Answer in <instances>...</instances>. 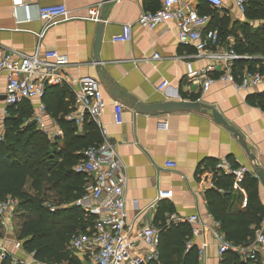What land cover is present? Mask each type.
Returning a JSON list of instances; mask_svg holds the SVG:
<instances>
[{
	"label": "crops",
	"instance_id": "obj_1",
	"mask_svg": "<svg viewBox=\"0 0 264 264\" xmlns=\"http://www.w3.org/2000/svg\"><path fill=\"white\" fill-rule=\"evenodd\" d=\"M186 1L191 2L200 14L211 17L209 28L221 32L224 48L236 49L261 26L259 21H251L249 26L252 30L246 34L242 29L247 22L246 16L233 0H223L221 9L206 0ZM53 5L67 6L70 15L44 29L39 9ZM26 6L30 8V22L26 21ZM160 7L161 0H0V46L31 55L42 34L41 58H44L45 51H58L69 59L64 71L68 77H93L99 81L106 102L101 124L107 130L109 141L116 146L129 181L125 194L129 224L160 228L173 215L182 218L198 216L207 225L194 238L198 256L203 254L199 264H223L226 257L229 261L224 264H264L262 255L257 262L244 261L235 251L220 257L213 236L219 222L214 219L207 202L206 193L210 189L205 184V172L225 160L248 168L249 175L258 179L256 167L240 142L217 123L210 112L151 116L132 109L136 102L202 101L221 113L244 136L256 157L257 166L264 171V83L239 91L231 84L217 81L203 92L201 83L190 73L203 72L211 63L195 58L197 51L194 46L179 42L176 24L170 22L151 30L138 25L142 12L157 11ZM91 9L98 11V21L91 19ZM100 23L105 27L97 62L94 55ZM124 25L133 26L132 41L114 43L113 37L122 32ZM155 54H159L160 59L155 60ZM245 56L253 57L250 62L261 61L260 58L264 57L261 54ZM218 76L214 74V77ZM201 78L203 81L205 75ZM164 81L169 85L160 92L157 87ZM5 86L6 75L3 73L0 74L2 120L7 116L8 108L4 98ZM41 102L44 104L43 100L33 101L34 109ZM115 103L126 107L122 125L116 123ZM45 118L49 123L58 122L48 112ZM91 123L78 128V134L86 135V127ZM164 123L167 128L162 126ZM95 127V137L101 142L102 134ZM63 139L64 134L62 139L49 140L59 142L62 148ZM170 161L177 164L175 169L165 167ZM243 181H235L231 189L233 213L247 209L249 195L242 187ZM159 195L162 200L156 203ZM259 197L264 205V186L260 181ZM19 219H1L3 236L0 237V247L23 256V252L16 249V245H22L19 239L21 217ZM80 264L86 263L80 261Z\"/></svg>",
	"mask_w": 264,
	"mask_h": 264
},
{
	"label": "built area",
	"instance_id": "obj_2",
	"mask_svg": "<svg viewBox=\"0 0 264 264\" xmlns=\"http://www.w3.org/2000/svg\"><path fill=\"white\" fill-rule=\"evenodd\" d=\"M214 7L221 9L223 0H206ZM242 14L246 13V0H233ZM70 11L65 5H53L39 9L40 20L44 29L69 17ZM89 15L92 20H99L98 11L91 9ZM32 19L30 8L26 6V21ZM174 22L178 28V39L182 45H192L196 48L195 58L206 59L211 65L203 72H191L190 76L202 85L203 92H207L217 82L231 84L237 90H247L264 83V73L260 70H246L242 75L235 74L238 61L253 60V57L240 55L232 47H222V39L218 30L210 29L211 17L200 14L192 3L186 0H161V7L157 11H144L138 18V25L144 29H154L159 25ZM133 38V26L124 25L122 32L113 37L114 43H129ZM41 39L33 54L28 55L14 49L0 46V74L6 75L5 96L8 106H18L25 101H42L46 88L49 86H67L74 95V110L66 116L68 122L77 128L87 122H93L102 134L99 144L88 147L83 153L82 160L75 166L77 174L84 175L88 181L85 195L74 205L82 209L86 215H94L93 225L87 233L74 237L68 247L73 256L86 264H150L159 259V244L162 228L154 226L136 227L128 223L127 201L125 198L128 177L125 165L119 157L116 146L108 139L107 130L101 124V117L106 107L101 85L93 77L72 79L65 74L69 65L67 56L58 51H45L41 58ZM160 59L159 54L153 57ZM264 66V57L260 58ZM218 77H214V74ZM202 75L205 79L202 81ZM169 85L164 81L157 90L163 92ZM125 105L115 103L114 112L116 123H124L123 113ZM47 109L42 102L33 110L31 120L37 125L48 139L56 141L63 138V131L56 121L48 122L45 118ZM167 128V124H162ZM168 169H175L177 164L170 161L165 164ZM250 170L243 166H234L229 161H220L214 169L205 172L207 188H215V179L221 175L232 176L236 183L243 181ZM162 197L159 195L157 202ZM18 201L7 198L0 201L1 219H15L17 217ZM54 211V210H53ZM171 224H188L193 227V239L187 243V250L194 245L195 236L207 228L198 217L182 218L173 215L165 226ZM213 231L216 239L218 254L225 257L230 252H237L244 261L257 262L264 256V219L255 231L254 240L245 246L237 245L227 239L220 230ZM140 245H143L141 248ZM16 249L23 252V258H16L6 247H0V260H9L10 264H36L32 254L26 253L21 244ZM200 253L199 260H202ZM25 257V258H24ZM26 258H30L28 261Z\"/></svg>",
	"mask_w": 264,
	"mask_h": 264
},
{
	"label": "trees",
	"instance_id": "obj_3",
	"mask_svg": "<svg viewBox=\"0 0 264 264\" xmlns=\"http://www.w3.org/2000/svg\"><path fill=\"white\" fill-rule=\"evenodd\" d=\"M246 1L247 22L243 24V31L247 34L252 30L249 26L251 21H259L261 26L252 31L245 43L234 49L240 55H264V0ZM260 63L256 60L239 61L235 74L240 76L245 69L264 73V66ZM43 102L48 114L61 126L64 146L61 148L59 142L52 143L38 130L31 120L32 102L8 106L7 116L3 120L0 118V201L9 197L18 201L17 212L21 217L19 239L23 250L32 254L37 262L80 264L68 247L74 237L87 233L95 216L86 215L75 205L64 209L49 207L45 195L46 191H54L67 204L82 198L88 181L74 168L82 160V153L99 144L100 140L95 137L97 129L93 123L87 125L86 135L81 136L78 128L66 120L74 110V95L68 87H47ZM234 183L232 176L221 175L215 179V188L208 190L206 197L211 213L227 239L245 246L254 240L255 231L264 219V205L259 197L258 179L247 175L242 184L249 195L247 209L233 213L230 204ZM1 227L0 217V237L3 236ZM160 228L159 259L150 264H199L198 247L194 245L187 250V243L194 237L190 225L171 224ZM225 260L224 263L229 261L228 257ZM0 264H10V261L0 260Z\"/></svg>",
	"mask_w": 264,
	"mask_h": 264
},
{
	"label": "water",
	"instance_id": "obj_4",
	"mask_svg": "<svg viewBox=\"0 0 264 264\" xmlns=\"http://www.w3.org/2000/svg\"><path fill=\"white\" fill-rule=\"evenodd\" d=\"M105 25L100 23L98 24L97 30V39L95 43V55L94 59L99 62V51L102 43V33ZM128 97H130L128 95ZM6 98V97H4ZM132 109L141 114H147L151 116H158L162 114H172V113H183V112H196V113H211L214 120L223 125L233 136L240 142L241 146L247 153L250 161L255 165L257 173L256 177L264 186V171L260 170L257 166L256 157L251 152L247 141L244 136L235 129L232 125H230L227 120L223 117L221 113H219L213 107L203 103L202 101H171L165 103H156V104H146L143 102H136Z\"/></svg>",
	"mask_w": 264,
	"mask_h": 264
},
{
	"label": "rangeland",
	"instance_id": "obj_5",
	"mask_svg": "<svg viewBox=\"0 0 264 264\" xmlns=\"http://www.w3.org/2000/svg\"><path fill=\"white\" fill-rule=\"evenodd\" d=\"M62 198L58 197L57 193L54 191H46V195H45V200L47 202V206H54L55 209H64L66 207H69L71 205H74V202L72 204H67L63 201H61ZM18 220H20V214H18L17 212V217ZM19 251V250H18ZM11 252V251H10ZM12 253V252H11ZM14 257L20 259L23 258V256L20 253H12ZM36 264H41L39 262H37Z\"/></svg>",
	"mask_w": 264,
	"mask_h": 264
}]
</instances>
